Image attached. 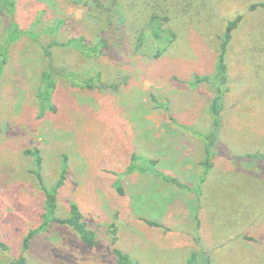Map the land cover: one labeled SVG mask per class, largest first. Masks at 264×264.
<instances>
[{
    "label": "rangeland",
    "instance_id": "obj_1",
    "mask_svg": "<svg viewBox=\"0 0 264 264\" xmlns=\"http://www.w3.org/2000/svg\"><path fill=\"white\" fill-rule=\"evenodd\" d=\"M12 1L0 0V264H117L114 248L131 264L202 252L264 264V8H251L264 0ZM63 165L54 215L77 204L97 244L49 224L23 251Z\"/></svg>",
    "mask_w": 264,
    "mask_h": 264
},
{
    "label": "trees",
    "instance_id": "obj_2",
    "mask_svg": "<svg viewBox=\"0 0 264 264\" xmlns=\"http://www.w3.org/2000/svg\"><path fill=\"white\" fill-rule=\"evenodd\" d=\"M7 5L9 7L13 8V1L11 0L10 3H7ZM257 6L263 7L264 8V3L259 4V5H253L251 8L254 9ZM11 8V9H12ZM239 18H237L236 20L231 21L230 23H228L227 27H226V32L224 34L223 37V41L220 45V53L218 56V63L216 65V75H215V79L219 82V83H224V79L226 78V66L224 64V55L226 52V48L228 45V42L231 38V34L233 32V30L236 27V24L239 22ZM152 23L150 24L149 28L151 29L152 35L154 36L155 39L160 40L161 36H160V31L152 29ZM15 38H17V36H15ZM44 80H45V91H46V95H50V92L53 88V82H52V77L51 74H44ZM222 89L220 87L217 88V94L216 97L212 100L211 103V113L212 115L215 117L214 123L216 127H219L220 122L219 119H217L221 113V105H222ZM26 153L31 154L35 157V161L36 164L38 166V168H40L41 165V158L39 155V150L34 149V151H26ZM209 153V152H207ZM260 158L262 160H264V156H260ZM132 160H136L137 158L133 155L131 157ZM154 161H150L148 162V164H154ZM145 170V169H144ZM65 175H66V165H63L61 172H60V176L59 179L57 180V182L55 183V185L50 188V189H46L43 185L41 186V189L43 190L44 196H45V202H44V214L42 216V223L41 225L35 229V230H31L28 232V234L24 237V240L22 242V249L23 251H26L29 248V242L31 240L32 237H34L36 234H38L39 232H41L42 230H45V227L49 224H56L59 226H65L70 228L71 230H73L80 238L81 242L87 246L88 248H94L97 244L96 241V237L95 234L88 229L86 223L83 220V216L81 214V211L78 207L77 204L75 203H71L69 205V212H68V216L65 218H59L57 216L54 215V211H55V207H56V197H57V193L59 191V189L63 186L64 184V180H65ZM37 177L40 179V174L37 173ZM161 178L173 185H175L176 187L179 188H183L184 186L179 183L176 179L172 178V177H167L165 175H162ZM118 192L120 193L121 190L118 189ZM146 224L152 227H162V225L158 222L152 221V220H146ZM0 249L6 250L7 247L0 241ZM113 254L116 258V263L117 264H131L130 258L127 254L121 252L120 250L114 248L113 249ZM200 259H202V262L200 261ZM204 261V264H210V260L209 257L207 256V254L202 253H196L194 256L190 257L189 259H187L186 264H202ZM23 258H19L17 261L11 263V264H22Z\"/></svg>",
    "mask_w": 264,
    "mask_h": 264
},
{
    "label": "crops",
    "instance_id": "obj_3",
    "mask_svg": "<svg viewBox=\"0 0 264 264\" xmlns=\"http://www.w3.org/2000/svg\"><path fill=\"white\" fill-rule=\"evenodd\" d=\"M226 183L228 184L229 183V181H226ZM227 190L229 191V189L227 188Z\"/></svg>",
    "mask_w": 264,
    "mask_h": 264
}]
</instances>
